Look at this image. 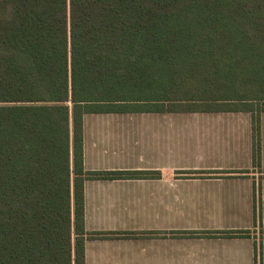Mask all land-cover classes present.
<instances>
[{
    "label": "trees",
    "instance_id": "16d2710c",
    "mask_svg": "<svg viewBox=\"0 0 264 264\" xmlns=\"http://www.w3.org/2000/svg\"><path fill=\"white\" fill-rule=\"evenodd\" d=\"M259 65L264 0H0V264H85L84 182L120 177L86 114L264 112Z\"/></svg>",
    "mask_w": 264,
    "mask_h": 264
},
{
    "label": "crops",
    "instance_id": "0c3cea01",
    "mask_svg": "<svg viewBox=\"0 0 264 264\" xmlns=\"http://www.w3.org/2000/svg\"><path fill=\"white\" fill-rule=\"evenodd\" d=\"M251 114H86L85 172L120 177L84 182L85 264H264Z\"/></svg>",
    "mask_w": 264,
    "mask_h": 264
},
{
    "label": "rangeland",
    "instance_id": "374dc122",
    "mask_svg": "<svg viewBox=\"0 0 264 264\" xmlns=\"http://www.w3.org/2000/svg\"><path fill=\"white\" fill-rule=\"evenodd\" d=\"M263 66H264V65L253 66V67H251V68L248 70V71H249L248 76H250L251 78L253 77V78H255V79H257V80L260 81V84L254 87L255 90L257 89L255 94H261V93L264 94V90H263V88L261 87V86L264 85V67H263ZM259 107H260V106H258L257 104H255L254 109H253V110H255V111H254L255 114H254L253 112H252V114H251L252 121H253L254 117L257 116V114H258V115H261L262 112H257V111H260ZM240 108H241V107H237V108L235 107V108H233V109H240ZM230 112H239V110H233V111H230ZM252 126H253V123H252Z\"/></svg>",
    "mask_w": 264,
    "mask_h": 264
}]
</instances>
